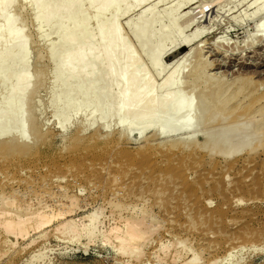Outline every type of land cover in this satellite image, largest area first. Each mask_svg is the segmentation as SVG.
I'll list each match as a JSON object with an SVG mask.
<instances>
[{"label": "bare ground", "instance_id": "bare-ground-1", "mask_svg": "<svg viewBox=\"0 0 264 264\" xmlns=\"http://www.w3.org/2000/svg\"><path fill=\"white\" fill-rule=\"evenodd\" d=\"M220 1L222 0L206 1L199 7V11L201 13H204L206 10L209 9V7H211V4H214ZM255 1L258 2L259 5L257 6L256 10H254L252 13H254V15H260L264 12V0H254V2ZM67 2L68 4H65V6L60 5L55 8L50 7V5L47 2L45 4L44 2H42L40 3V5H42L46 9H50L51 12L58 13L61 10H66L67 12H69L70 6L72 4H76L77 0H67ZM88 2L90 4L92 3L96 4L95 3L96 1H93V0H88ZM184 3H186V1H184ZM22 9H24V7ZM81 12H83L82 9L77 13L75 11V13L78 15ZM188 12L190 14L191 10H189ZM245 13H244V16L240 17L242 19V22H241L242 25H244V23L246 22L247 16H250L252 14L249 12L246 14ZM51 18L52 17H50L49 15L48 16H43V15L35 16V22L37 21L38 25L42 26V25H45L47 22H49ZM86 19H87L86 17H83L81 19V24ZM152 22L153 20H145V22L142 23V26L140 28V32H139V36L141 38L140 42L143 43L144 45H148L150 42L149 40L152 39V37H155L157 35L162 36L170 32L171 30L175 29L173 25L174 23H172L166 28L165 27L161 28L159 31L150 32L149 26ZM257 27H258L257 31H263L264 30V20L259 21L257 23ZM197 36H200L199 32L192 33V35L187 36V38L180 41L178 43V46L176 43H173L175 42V40L169 42L167 45L164 43H157L152 51H147L146 53H143V54L139 53V54H134V55L132 53L129 54V52L128 53L117 52V53L111 54L112 52L110 53L108 51H105L106 54H102V55H99L98 52L97 54L96 53L88 54V53L82 52L81 50H69V51H65L61 53H54V52L49 51L48 48L45 54L44 53L34 54L33 52L29 50L20 52L19 49L17 51H13V52L6 51L5 53L0 54V63H3V65H6L8 67L6 68V71H4V73L3 71L1 72V75L3 74L5 75L8 72L11 73L14 69H16L14 70L15 73H14L13 78L11 79V82H10L11 87L10 89H8V93H6L4 99H1L2 96H0V168L4 170L3 172L5 173V177H7V180H4V181L0 179V234L3 235V237L0 236V259L1 257L6 255L7 261L5 263L3 262L4 264H14V260L17 259V257H19L22 253H28V252H30V256L29 258H27L28 261L27 262L25 261L23 264L25 263L26 264H34V263L39 264L42 262L51 264L52 263L51 259L47 258L46 253L44 251L45 240L48 238L47 235L49 234L51 230L55 231L56 233L58 232L64 233L66 232L65 231L66 228H68L69 230L71 229L69 228V226H72V225H75V227L77 225V228L78 227L80 228L81 236L77 238L72 237L71 241L72 243L73 241H77V242L80 241V243L82 244L79 246L77 245V246L79 247V249L80 247H84L85 252L89 248L88 245L90 243L94 244L96 243V241L101 240L103 246L111 245L116 256L120 258L127 257L129 259L130 258L135 259L137 260V262L138 261L143 262V261L149 260L151 257H155L158 262L164 261L166 263L167 262L172 263L171 261H173V264H199V260L201 259L199 255H195L191 258H189L188 256L189 250H192L193 247L190 248V246H187L185 244L186 242L185 243L183 242L187 240L186 239L187 237H185L186 240H183V241L176 240V241L167 242V243L161 242L160 245L157 247V249H155L154 251L150 253L145 252L146 247H148L149 245V244L147 245L148 242L146 243V241L149 240V238L153 237L152 236L153 234L155 233L158 234L155 228H157L158 232L160 231L158 230V228L159 229L161 228L160 225L157 223V222L160 223V221L159 220L156 221V219L153 218L155 217V215H153L154 207L157 205L161 211H164L169 214L175 213V214L182 215L183 213H185L186 215L191 216V217H192L191 214H194L197 216L202 215V217L204 214H206L208 215V217L210 216L211 218H213L214 216H221L224 213L226 214V211H224L223 208H220V207H215V208L213 207V209H210L208 207V204H210L212 201L207 200V199L212 194H219V195H222L223 197H229L231 193L234 194L235 192L236 193L238 192L239 196L237 198V201L239 202L242 201V196L244 195H248L254 198H257L259 195L264 196V182L258 176H255V178H252V180L249 183L245 181L244 182L237 181V182H233L231 186L229 185L227 186L225 182L215 181L211 183L208 187H205L203 186L204 184L201 183V180H199L201 179L200 176L198 177V179L194 178L193 180H189V175H190L191 170L194 175V171L195 172L198 171L194 169H197L199 165L206 164L202 159H197V157L195 159H192L191 156L196 153L208 151V152H212V154L216 153V155L221 154V156L225 157L226 159L225 166L231 170V169L237 168L238 166L237 163L240 161V154L243 151L248 152L250 156H254L261 150L262 152H264V90H261L260 88L264 83L261 81H256L253 75H250V76L246 75L245 77H243L244 74L238 75L239 77L242 76V78H237V79L233 78L234 80L232 81L231 78H229V80L226 77L224 78L221 77V79H219V77H216V75L213 76L214 73L211 74L209 72L210 73L209 74L208 71L206 72L207 67L210 68L211 65L214 63L211 62L209 64L210 61L209 60H208L209 62L207 61L208 55L206 56L207 53L203 52L204 47L199 48V44L197 42L200 39L197 40ZM98 37L100 38L101 35L99 34ZM203 42H205L206 44L207 42L209 43V41H206V40H204ZM224 42L225 41L224 40L221 41V39L217 40L216 46L219 47L220 45H224L225 44ZM205 43H203V45ZM91 44L92 43H90V41L86 43V45H89V46ZM213 44L215 45V43ZM228 44L227 46L229 47ZM214 49L216 50V48ZM220 51L222 53V50ZM212 55L214 54H210V56ZM230 55L232 58L231 53ZM40 59H44V61L46 62L44 63V66L49 68L48 70H49L50 76L48 80H50V85H49L50 103L54 104V102H57V101L61 102V104L59 105V109L58 107L56 108L55 105H54L55 108L53 107L54 108L53 112H54V115L56 116L55 126L56 128H58L60 132H62L63 134H66L69 130V124L72 122L74 117H77V113L80 110L81 111L87 110L89 112L88 118L91 120L90 122H92V124H90L91 126L89 125V127L87 128V130L91 131L90 136L87 138V142L89 141V143L90 144L93 143V145L94 143L95 144L100 143V141L102 140V138H100L101 137L100 136L101 126L100 125H106L105 123L108 120H110L111 118L110 116H112L110 113H107L108 112L107 110H105V105L103 106V102L106 100H104L103 102L102 101L100 102L101 104L99 105L101 106H93L92 108H90L91 105L87 100H84L83 103H80L78 105H75L72 102V100L73 98H76L78 95H80L83 98L88 97L85 95L90 93L89 84L94 85L95 83L100 82L99 80L101 81L103 80V82H107V83L101 82V84L103 85V88L98 89L94 95L98 96L99 94L101 95L102 99L108 100V99L113 98L117 101V103L119 102L116 108L117 112L115 113L116 114L115 117L120 123L117 130L121 133V135H124L126 136V138L129 139L131 135L133 134L135 138L141 142L142 140L146 138V136L149 133L155 136H158L160 138L162 136L166 138L172 137V138H169V140L166 139L167 141L161 144H151L149 143V141L151 140L148 139L149 141L148 142H146L147 140L145 141L146 146L144 147H146V149H149V150L151 149L160 150V151L165 150L167 152L172 151V150H180L182 152H187L186 162L185 161H183V163L181 162L179 166H175L174 164L170 166H158V167L154 166L150 168V170L153 172H156V171L162 172L165 175L164 176L165 179L167 180H171V179L174 181L180 180L182 181V183L186 184V187L182 189L179 195L180 198H177L174 200H172V198L171 199H161V200L160 198L159 200L155 199L154 203H152V206L150 205L151 209L149 208V210H145L147 207L145 209L144 207H142L143 212L140 211L141 213H138L139 210L132 212L133 210L136 209V207L138 208L137 204H133V205L130 204L131 206L129 205L125 206V204H127L126 200L123 202L118 201L117 203V199L115 198L116 203H117L116 204L114 203V201L110 200V196H111L110 195L108 199L110 200L109 204L113 209L115 208L114 210L116 214H113L115 213L114 211L112 214L116 217L114 216L112 217V219H115V220L114 222L109 223V226L106 224V226H108L106 230H103V232L100 230V232L102 233L99 234L100 235L99 236L97 234L96 229L99 226V224L103 223L104 221V220L102 221L101 217H99L100 215H102L103 212L100 213L101 211L100 212L98 211L100 213V215H98V212L93 211V212L84 213L83 215L80 214L78 216L80 212L79 211L80 207L82 208L83 206H81L79 203L81 202V200L77 202L78 200L77 197L73 196L72 194H71L72 196H69L70 198L69 203L66 202V203L59 204V205L57 203V206H48V205L40 204L41 201L39 202V198H38L37 205L35 207H31L30 206L31 204L29 205L28 203L31 199L27 201L25 200L27 196H25L24 198L23 193L21 194L20 192L21 195H19L18 193H15L17 192V189L15 190L13 188L14 182L12 181L10 182V180L12 179L14 181L15 178H18L19 181H22V182H24L25 180L23 184L26 186L28 183L30 184L34 182L35 180L34 178L32 179V178L24 177L25 179L24 178L22 179V177L19 176V171L25 165L26 166L31 165V166L37 167L38 164L42 162V157H41L42 155L41 156L39 155L41 153L40 146L46 145L49 139L47 137V134H48L46 132L47 130L44 128L43 124H41L42 122H40L39 120V117L37 114L38 111L35 106L36 96L39 95L40 90L42 92L41 87L43 88V86H45L44 81H42L45 79V74H43L44 79H43V76H41L42 80L40 79L39 76H38L39 79L34 77V74L36 71L34 72V74H32L33 73L32 68L34 67L33 65L36 62H38V60ZM88 60L92 62L91 63L92 65L96 64L106 69L108 68L107 66L108 63L112 61L110 65H111V68L113 67V69L103 71V72L100 71V72H92L89 74H83L82 72L83 69H81V67H83L84 63H87ZM142 60H144L146 64L145 62H142ZM137 61H139V64L141 65L143 64L146 65L147 69H151V71L155 73L156 75L163 74V77L160 80L161 82L160 84H161L163 92L159 98L157 97V94L155 92L149 91V86L155 82L154 79L149 78L146 82H142L141 84L137 85V77L135 75V71L132 72V70H130V67L134 65V63H136ZM216 63H218V61ZM63 64L66 70L68 68L72 72L68 70H67L68 72L66 70H63L64 73H62L60 69L61 67H63ZM43 68L44 67H42V69ZM130 71L132 72V75H129L128 77L127 73ZM124 73L126 76V83L127 81H132L131 83H129V86H124L123 85L124 84L123 81H125L124 78L122 77L119 78L117 76V75L121 76V74L123 75ZM36 74L38 75V72H36ZM116 76L117 78L113 79ZM183 76L187 77V79L184 80ZM253 78L255 80H253ZM110 80L113 83L109 82ZM74 83L79 84V85H85V87L79 86V90L74 88L73 91H69L70 92L68 93L70 95L69 97H73V98H65V99L61 98V95L63 94L64 90H67L69 86L75 85ZM116 84L119 85L120 88L117 91V93H113L112 88ZM47 97L48 96H46V98ZM198 97H200L201 99L200 103L198 101L199 99ZM83 98H81V100ZM47 101L49 100L47 99ZM198 103L201 108L199 110L200 113H198V110H196ZM37 104H41V103H37ZM155 108H158V109L156 110ZM162 109H168V112H166V115L164 116L160 115V110ZM202 109L203 111H201ZM258 117H261V118L258 119ZM202 119H204V124L206 123V126L210 125V123H214L215 125L214 127L219 126V128L221 129L220 133L217 132L218 134L216 133L214 135L213 127H211L213 130L210 128V130L213 131V135L210 133L211 131L209 130L208 127L207 128L209 132L207 133V131L204 129L206 132L205 133L204 130L202 129L204 128L203 125L201 124L203 123ZM255 122H256V125L254 124ZM199 123L201 125H199ZM81 125L82 127L81 129L78 130V133L80 132L85 133L84 123ZM198 125H199V128L200 126H202L201 127L203 131L202 135H201L202 131L199 130ZM254 125H255V128H257L259 132L255 130ZM252 128H254V131ZM251 129L253 133L255 132L254 135H252L253 133H251L250 131ZM107 132H109L108 129H107ZM236 133L238 134L242 133L241 138L244 135L246 137L241 139L238 136L240 138V140L238 141H232L228 139L229 137L228 135L230 134L236 135ZM183 134H187L188 137L187 138H184L185 136L179 137L180 135H183ZM235 135H233V139ZM30 136L32 137V140L34 139V141L29 140ZM82 138H83L82 136H80L79 134H76L71 139L73 142L74 151H78L79 150L78 146L83 145V143L80 144L82 141ZM235 139L237 138L235 137ZM38 144H40L39 148H37ZM118 144L119 143H117L116 145L120 148ZM107 147H108V144H107ZM98 149L97 151L96 150L94 151L95 157L104 158L106 156V153L102 151H98ZM106 149L108 150V148ZM86 150H88V148ZM120 154L121 153H119V156H121ZM79 159H80L79 155H75V156L73 155V157H71L67 161H69L72 164H76ZM149 160H150L149 156L142 155L139 157L134 156L131 159V162L132 164L135 162L137 164L140 163L139 166H141L140 168H142V167H147L149 165L148 164ZM48 161H50L51 163V170L49 172L55 171L56 173V172H59V170H61L60 169L61 168L60 159L58 157L54 156V158H50ZM244 162H245L244 165L246 167H249V164L253 162V165L256 166V168L257 167L261 169L264 168V158L258 161V160H253V159L246 157L244 158ZM208 163H209L208 165L216 164V162L214 161L208 162ZM41 165H44L43 162L41 163ZM91 165H92V162H91ZM102 169L103 168H101V170ZM93 172L94 173L91 175L87 174L85 176V179L87 178L86 180H90L91 176H95L97 181L99 180L100 182H102L101 179L102 180L104 179L102 172L97 171V170L95 171L93 170ZM105 172H108V171H105ZM42 174H43V171H42ZM126 174L127 173L124 172V175ZM199 174L200 173H198L197 175ZM47 176L43 175L42 177H40L42 180V182H40L42 187L39 186L32 190H30L31 188L28 189L29 190L28 193H30L28 194V196L29 195H40L38 192H41V194L42 192L44 193L46 191L48 192V188H50L51 185L48 186L47 188L46 186L49 183L46 186H45V183H43L46 180ZM145 177L146 176L144 175V178ZM56 180L58 184L59 179L57 178ZM117 180H118V177H116L115 175V178H114L115 184ZM172 180H171V184H172ZM19 181L18 183H20ZM111 181H112V178L109 181V183ZM118 181H120V179ZM50 182H53V181L50 180ZM177 187H178V184L176 188ZM106 188L108 189L109 187H106ZM113 188L114 187H112V189ZM120 188H122V186ZM124 188H122V190ZM94 189H96V186ZM139 189H140V186H139ZM157 189L153 191L160 194V191H157ZM174 190H177V189H174ZM18 192H19V189H18ZM61 192H62V187H61ZM63 192H65V194L66 193L68 194L67 191L63 190ZM62 193H61V196H62ZM119 194L120 193H118V195ZM141 194L143 193L142 192L140 193L139 195L140 197H141ZM58 195L56 192V196ZM47 196H49V194ZM202 196L203 198H201ZM50 197L51 196H49V198ZM232 197H235V195H233ZM97 199L99 200V198ZM53 200H54V197H53ZM104 201L106 200H102V202ZM146 201H148L147 198L145 202ZM146 204L148 205L149 203L147 202ZM83 205H86V204H83ZM123 207L127 209L128 211L126 212V214H124L123 212ZM113 209H111V211ZM155 213H157V211ZM151 216L154 219L153 220L154 222L150 219ZM188 218L189 217H187V219ZM160 220H162V218ZM190 220L192 219L189 218V221ZM195 222L196 221L194 220V223ZM187 223H188V220H187ZM192 224H189V225L191 226ZM213 224L215 225V223ZM207 225H208V222H207ZM192 226H193V229L196 230V227H195L196 225L194 226L193 224ZM171 228L172 227L170 226V229ZM72 229L70 231H72ZM162 230L163 229L161 228V231ZM164 231H166V228L164 229ZM77 233L78 232H76V235ZM83 237H87L86 242L82 241ZM21 240H22V244L20 243ZM41 243L44 244V246ZM179 244H181V247H182L180 249L178 247ZM191 245H192V242H191ZM252 246L255 248H258L256 251H258L260 247L262 251L264 250L263 244L252 243L250 247L252 248ZM36 247H39V249L35 250ZM171 247H173L172 250L170 249ZM245 247L246 245L244 244H237V245L229 246L228 249L225 250L224 254L218 256V258H216L213 262L214 263L220 262L221 264L222 263L232 264L234 262L240 263L242 262V260H238L236 258L235 253L239 250L245 249ZM160 254H164V256H160ZM45 258H47V260ZM149 263L150 262H148V264Z\"/></svg>", "mask_w": 264, "mask_h": 264}, {"label": "rangeland", "instance_id": "rangeland-1", "mask_svg": "<svg viewBox=\"0 0 264 264\" xmlns=\"http://www.w3.org/2000/svg\"><path fill=\"white\" fill-rule=\"evenodd\" d=\"M93 1H96L95 2L96 4H93V3L90 4L88 0H77L76 4H72L70 6L69 12H67L66 10H61L58 13H56V12H51L50 9L44 8L42 5H40V3L44 2L45 4L47 2L50 5V7L55 8L60 5L65 6V4H68L67 0H0V54L5 53L6 51H12V52L17 51L18 49L20 50V52L29 50L33 52L34 54H37V53L45 54L48 48L49 51L54 52V53H61V52L69 51V50H81L82 52L88 53V54H91V53L97 54L98 52L99 55H102V54H106L105 51H108L110 53L112 52L111 54L117 53V52H124V53L129 52V54L132 53L134 55V54H139V53L143 54V53H146L147 51H152L157 43H164L167 45L169 42L175 40V42L173 43H176L178 46V43L182 41L183 39L187 38V36L192 35V33L194 32H199L200 36H197V40L200 39L197 42L199 44V48L204 47L203 52L207 53V54L205 53L206 56L208 55L207 61L208 60L210 61V62L208 61L209 64L211 62L214 63L211 65L210 68L207 67L208 70L206 69V72L208 71V73L210 72L211 74L214 73L213 76L216 75V77H219V79H221V77L222 78L226 77L228 80L229 78H231L232 81L237 78H242V76L239 77L238 75L244 74L243 77H245L246 75L247 76L253 75L256 81H261L264 83V30L257 31V28H258L257 23L259 21L264 20V12L260 15H254V13H252L254 10H256L257 6L259 5L258 2L256 1L254 2V0H222L220 2L211 4V7H209V9L206 10L204 13H201L199 11V7L206 1H213V0H188V1L187 0H93ZM184 1H186V3H184ZM22 6L24 7V9H22L23 8ZM81 9L83 12L79 13V15L76 14ZM189 10H191L190 14L188 12ZM245 12L246 13L249 12L252 14L250 16H247L246 22L244 23V25H242L241 23L242 19L240 17L244 16ZM42 15L43 16L49 15L52 18L45 25L39 26L38 22L37 21L35 22V16H42ZM83 17H86L87 19L81 24V19ZM145 20H153V22L149 26L150 32L159 31L161 28H164V27L166 28L172 23H174L173 25L175 29L171 30L170 32L162 36L157 35L155 37H152V39L149 40L150 41L149 44L144 45L143 43L140 42L141 38L139 36V32H140L142 23L145 22ZM99 34L101 35L100 38L98 37ZM220 39L221 41L223 40L225 41L224 45L219 46L221 48L216 46L217 40H220ZM204 40L209 41V43L211 44H209L208 42L206 44L205 42H203ZM89 41L90 43H92L90 46L86 45V43ZM203 43L205 44L203 45ZM213 43H215V45ZM227 44L229 45V47L227 46ZM213 46L214 48H216V50L213 48ZM209 48L211 49V51ZM235 48L238 50H236ZM220 50H222V53ZM230 53L232 54V58H231ZM210 54H214V55L210 56ZM214 59L217 60L218 63H216L217 61H215ZM111 62L108 63L107 65L108 68L106 69V68L96 65L95 63H93L95 65H92L91 64L92 62L88 60L87 63H84V66L81 67V69H83L82 71L83 74H89L92 72H100V71L103 72V71H107L110 69L112 70L113 67L111 68V65H110ZM142 62H145V61L142 60ZM44 63H46L44 59L38 60V62H36L33 65L34 66L33 67L34 69L32 68L33 71L31 70L33 72L32 74H34L35 71L38 72V75L36 74V72L34 74V77L37 79H39L38 76L40 77L41 80H42L41 76H43V79H44L43 74H45V79L42 80L44 81L45 86H43V88L41 87L42 92L40 90L39 95L36 96V100H35V106L38 111L37 114H38L39 120L40 122H42L41 124H43L44 128L47 130L46 132L48 134L47 133L46 134H47V137L49 138L46 145L40 146L41 153L39 155L40 156L42 155L41 157H42V162L44 165H41L42 162L40 161L41 163H39L37 167L31 166V165L29 166L25 165L22 169H20L19 176H21L22 179L24 177L25 178L27 177V178H32V179L34 178L35 180L33 183H30V184L28 183L26 186L23 184L25 180L24 182H22V181H19L18 178H15L14 181L11 179L10 182L11 181L14 182L13 188L15 190L17 189V192L15 193H18L19 195L23 193L24 198L25 196H27V198H25V200L27 201L31 199L28 202L29 205L31 204L30 205L31 207H35L37 205L38 198H39V202L41 201L40 204L42 205L57 206V203L58 205L66 203V202L69 203L70 201L69 196L73 195L77 197L78 199L77 202L81 200V202L79 203L81 206H83L82 208L80 207V210H79L80 212L78 216L80 214L83 215L84 213L93 212V211L94 212L101 211L100 213L103 212L102 215H100V213L98 212V215H100L99 217H101V220L102 221L104 220L103 223L99 224V226L96 229L98 235L101 234L103 230L107 229V227L109 226V223L114 222L115 220V219H112V217L114 216L113 214H116V212L114 210L115 208L113 209L110 206L109 204L110 200L114 201V203H116V199H117V203L118 201L123 202L126 200L127 204H125V206L127 205L131 206L133 204H137L138 208L136 207L135 210L132 209L133 210L132 212L139 210L138 213H141L143 212L142 207H144V209L147 207L145 210H149V208L151 209L150 205L152 206V203H154L155 199L159 200L160 198L161 200V199H171L172 198V200H174V199L180 198L179 195L182 189L186 187V184L182 183V181L180 180L174 181L172 179H171L172 180V184H171V180L165 179L164 177L165 175L162 172H159V171L153 172L150 170V168L154 166L155 167L170 166L174 164L175 166H179L181 162L182 163L183 161L186 162L187 152H182L180 150H172V151L167 152L165 150L160 151V150H152V149L151 151L149 149H146V147H144L146 146V142H148L149 140H151L149 141V143L151 144H161V143L166 142L167 140H169V138H172V137L166 138L162 136L160 138L158 136H155L149 133L146 136V138L142 140L141 142L138 139H136L134 135H131L129 139L126 138V136L121 135V133L117 130L120 123L115 117L116 115L115 113L117 112L116 108L119 102L117 103V101L113 98L108 99V100L102 99L101 95L99 94L98 96L94 95L98 89L103 88V85L101 84V82L102 83H107V82H103V80L102 81L99 80L100 82H97L94 85L89 84L90 93L85 95L88 97L83 98L80 95H78L76 98L69 97L70 96L68 94L70 93L69 91H73L74 88L79 90V86L85 87V85H79L76 83H74L75 85L69 86L68 89L64 90L63 94L61 95V98H64V99L73 98L72 102L75 105L83 103L84 100H87L91 105L90 108H92L93 106H101L99 105L101 104L100 102L101 101L103 102L104 100H106L103 102V106L105 105V110H107L108 111L107 113H110L112 116H110L111 117L110 120H108L105 123L106 125H100L101 126L100 128L101 137L100 138H102L100 143H96V144L94 143V145L93 143H91L93 145L92 146L89 143V141L87 142V138L91 134V131L87 130V128L89 127L90 124H92V122H90L91 120L88 118L89 112L87 110H82V111L80 110L77 113V117H74L72 122L69 124V130L66 134H63L62 132H60L58 128H56L55 126L56 116L54 115L53 109L55 107L56 108L58 107L59 109V105L61 104V102L57 101V102H54V104L50 103V98H49L50 80H48L50 76L49 70H48L49 68L45 67ZM42 67L44 68L42 69ZM6 68H8L6 65H3V63H0V96H2L1 99H4L6 93H8V89H10L11 87L10 85L11 79L13 78L14 73H15L14 70H16L14 69L11 73L8 72L5 75L4 74L1 75L2 71L3 73L4 71H6ZM60 70L62 71V73H64L63 70H66L64 64ZM67 70L71 71L68 68ZM130 70H132V72L135 71V75L137 77V85L141 84L142 82H146L149 78L154 79L155 82L149 86V91L155 92L158 98L161 96L163 91H162V87L160 84L161 83L160 80L163 77V74L156 75L155 73L151 71V69H147L146 65L139 64V61L134 63V65L130 67ZM132 72L131 71L128 72L127 76L129 77V75H132ZM125 73L123 75L121 74V76L119 75L117 76L119 78L120 77L124 78L125 80L123 81L124 86H129V83H131L132 81H127L126 83ZM117 76L113 79H116ZM183 78L184 80L187 79V77H184V76ZM254 78L253 80H255ZM111 80L109 82H111ZM119 88H120L119 85L117 84L114 85V87L112 88V92L117 93ZM260 88L261 90H264V84ZM46 96L48 97L46 98ZM37 97L40 100V102L37 99ZM81 98L83 99L81 100ZM198 98H199L198 101L200 103L201 99L200 97ZM47 99L49 101H47ZM37 103H41V104H37ZM199 103L197 104V109H196L198 110V113H200L199 110L201 109ZM155 109L157 110L158 108H155ZM201 111H203V109ZM166 112H168V109H162L160 110V115L164 116L166 115ZM259 118L261 117H258V119ZM202 121L203 123L201 124L204 127L202 129L203 130L205 129L207 133L209 132L211 127H213L214 129V135L217 132L220 133L221 129L219 128V126H216L217 127L216 129V127H214L215 126L214 123L209 122L210 125L206 126V123L204 124V119H202ZM83 123H84L85 133H81V132L78 133V130L81 129L82 127L81 124ZM201 124L199 123V125ZM254 124L256 125V122ZM199 125H198V128H199ZM255 125H254V128H255ZM201 127L202 126H200L199 128L200 131H202ZM207 127L209 128V130ZM254 128H252L253 131H254ZM107 129L109 132H107ZM252 129L250 130L251 133H253ZM212 130H210L211 131L210 133L213 135ZM255 130H257V128H255ZM254 133L252 135H254ZM76 134H79L80 136L83 137L80 143V144L83 143V145L78 146L79 147L78 151H74L73 142L71 140L73 136ZM202 134H203V131L201 132V135ZM239 134L236 133L237 136L235 134H230L231 137L230 135H228L229 136L228 139L232 141H238L240 140L242 133L240 135ZM233 135H235L237 139H235L234 137L235 139L234 140ZM179 137L187 138L188 135L183 134V135H180ZM245 137L246 136L244 135L241 139ZM29 140L34 141V139L32 140L31 136L29 137ZM117 143H119L118 145L120 146V148L116 145ZM107 144H108V147H107ZM39 145L40 144L37 145L38 146L37 148H39ZM87 148L88 150H86ZM106 148H108V150ZM97 149L98 151H102L106 153V156L104 158L95 157L94 151L95 150L97 151ZM119 153H121L120 154L121 156H119ZM73 155L74 156L79 155L80 157V159L77 161L76 164H72L69 161H67L71 157H73ZM142 155L150 157V160L148 163L149 165L147 167L140 168L141 167L139 166L140 163L137 164L136 162L132 164L131 159L134 156L139 157ZM54 156L60 159V166H61L60 168L61 170H59V172H56V173L55 171L49 172L51 170V163H50L51 160L50 161L48 160L50 158H54ZM191 157L192 159H195L196 157L197 159H202L206 164L199 165L197 169L193 168L194 170H198V171L197 172L194 171V175H193V172L191 170L190 175H189V180H193L194 178L198 179V177L200 176L201 179L199 180H201V183L204 184L203 186L205 187H208L211 183L215 181L225 182L227 186L228 185L231 186L233 182H237V181H242V182L245 181L249 183L252 180V178H255V176H258L264 182V173H263L264 168L263 169L259 167L256 168V166L253 165V162L249 164V167H246L244 165L245 163L244 158L246 157L253 159V160H258V161L263 159L264 152H262V150L259 151L254 156H250L248 152L243 151L240 154V161L237 163L238 164L237 168L231 169V170L225 166L226 159L225 157L221 156V154L216 155V153L212 154V152L203 151V152L196 153L192 155ZM212 161L216 162V164L208 165L209 164L208 162H212ZM91 162H92V165H91ZM101 168L103 169L101 170ZM93 170L102 172V175L104 177L103 180L101 179L102 182H100L99 180L97 181L95 176H91L90 180H86L87 178L85 179V176L87 174L91 175L94 173ZM3 171L4 170L0 168V173H1L0 179L4 181V180H7V177H5V173ZM42 171H43V174H42ZM105 171H108V172H105ZM124 172L127 174L124 175ZM198 173L200 174L197 175ZM43 175L45 176L48 175L46 180L43 182L45 183V186L49 183L46 187L48 188V186L50 185L52 187L50 186V188H48V192L46 191L47 194L46 192L45 193L42 192V194L41 192H38L40 195H29L28 196V194H30L28 193L29 192L28 189L31 188L30 190H32L39 186L42 187L40 183L42 182V180L40 177H42ZM115 175L116 177H118V180L120 179V181L118 180H117L118 182L116 181V184L114 181ZM144 175L146 176L145 178H144ZM159 175L161 178L159 177ZM55 177L56 179L57 178L59 179L58 184H57V180L55 179ZM111 178H112V181L109 183ZM49 179L53 182H50ZM61 179L63 182L61 181ZM18 181L20 183H18ZM177 184H178V187L176 188ZM58 185L62 187V192L64 190V191H67L68 194L66 193L67 194L66 195L65 192L62 193L61 187H59ZM120 185L122 186V188H124L125 186V188L122 190V188H120L121 187ZM164 185L166 186V188ZM95 186H96V189H94ZM139 186H140V189H139ZM106 187H109V188L107 189ZM112 187L114 188L112 189ZM18 189H19V192H18ZM156 189L157 191H160V194L153 191ZM174 189H177V190H174ZM140 190L143 193L141 194V197L139 196L141 193ZM56 192H57V195L59 193L60 194L56 196ZM61 193H62V196H61ZM118 193H120L119 195L121 197L118 195ZM48 194L49 196L52 197V199L51 197L49 198V196H47ZM41 195L44 197H42ZM233 195H235V197H232ZM67 196L69 199L67 198ZM109 196H110V200H108ZM238 196H239L238 192L237 193L235 192L234 194L231 193L229 197H223L222 195H219V194L210 195V197H208L207 200H210L212 202L208 204V207L210 209H213V207L214 208L220 207V208H223L224 211H226V214L224 213L221 216H214L213 218H211L210 216L208 217V215L206 214H204L203 217L202 215L197 216L194 214H191L192 215L191 217V216L186 215L185 213H183L182 215L175 214V213L169 214L164 211H161L156 205L153 209V215H155V217L153 218H155L156 221L157 220L160 221V223L159 222L157 223L160 225V227L163 230L161 231V228L160 229L158 228V230H160L158 232L157 228H155L158 234L156 233L153 234L152 235L153 237L149 238V240L146 241V243L148 242L147 245L148 244L149 245L148 247H146L145 252L150 253L154 251L155 249H157V247L160 245L161 242L167 243V242H172L176 240L183 241L187 239L186 241H183V242L184 243L186 242L185 244L187 246H190V248L192 247L194 248V249L192 248V250H189V254H188L189 258L195 255H199L201 257V259L199 260V264H221L220 262L214 263L213 261L216 258H218V256L223 255L225 250L228 249L229 246H233L237 244H244L246 245L245 249L239 250L235 253L236 258L238 260H242V262L240 263L234 262L232 264H264V250L262 251L260 247L259 250L256 251L258 248H255L253 246L252 248L250 247L252 243L264 245V196L259 195L257 198H254L248 195H244L242 196L241 202L237 201ZM31 197L32 198L34 197V198L32 199ZM53 197H54V200H53ZM92 197L94 198V200ZM96 197L99 198V200ZM146 198L148 201L145 202ZM201 198H203V196ZM102 200H106L104 201L105 203L102 202ZM147 202L149 203L148 205L146 204ZM83 204H86V205H83ZM124 207H123V212L124 214H126V212L128 211L127 209H125L126 207L125 208ZM111 209L113 210L111 211ZM113 211L115 213H113ZM156 211L157 213H155ZM152 216L150 219L153 221L154 219L152 218ZM187 217L191 218L192 220L189 221V218L187 219ZM161 218L162 220H160ZM170 219L173 220L174 222L171 221ZM187 220H188V223H187ZM194 220L197 223L196 222L194 223ZM207 222H208V225H207ZM192 223L194 224V226L196 225L195 226L196 230L193 229ZM213 223H215V225ZM106 224L108 226H106ZM189 224H192V225L190 226ZM170 226L172 227L171 229H170ZM164 227L166 228V231H164L165 229ZM69 228L71 229L73 228L75 232L73 229L72 231H70L71 229L68 230V228H66L65 230L66 232L64 233H59V232L56 233L55 231L51 230L49 234L47 235L48 238L45 240V246L44 244L41 243L44 246V251L46 253L47 258L51 259V262H52L51 264H148V262H150L149 264H155V263L173 264V261H171L172 263L170 262L166 263L164 261L158 262L155 257H151L149 260L143 261V262L141 261L137 262V260L131 259V258L129 259L127 257L120 258L116 256L111 245L103 246L101 240L96 241V243L94 244L90 243L88 245L89 246V248L87 249L88 251L86 250L85 252L84 247H80V249L78 247L79 245L82 244L80 243V241L78 242L73 241V243L71 241L72 237L77 238L81 236L80 228L79 227L77 228V225L76 227L75 225L69 226ZM100 230L102 232H100ZM76 232L78 233L80 232L79 235L77 233L78 236L76 235ZM156 235L158 237L160 236L159 237L160 239ZM0 236L3 237V235L1 234ZM185 237L187 238L185 239ZM82 241L86 242L87 237H83ZM191 242L193 246L191 245ZM20 243L22 244V240L20 241ZM152 244L154 247L152 246ZM178 247L179 249L182 248L181 244H179ZM38 249L39 247L35 248V250H38ZM170 249L172 250L173 247H171ZM29 256H30V252L22 253L19 256L20 258L17 257V259L14 260V264L15 263L23 264L25 261L27 262L28 261L27 258H29ZM160 256H164V254H160ZM47 258L45 259L47 260ZM6 261H7V257L5 255L1 257L0 264H4ZM42 263H39V264H42ZM34 264H38V263H34ZM43 264H48V263L44 262Z\"/></svg>", "mask_w": 264, "mask_h": 264}, {"label": "water", "instance_id": "water-1", "mask_svg": "<svg viewBox=\"0 0 264 264\" xmlns=\"http://www.w3.org/2000/svg\"><path fill=\"white\" fill-rule=\"evenodd\" d=\"M170 52H172V51H170ZM133 135V134H132Z\"/></svg>", "mask_w": 264, "mask_h": 264}]
</instances>
